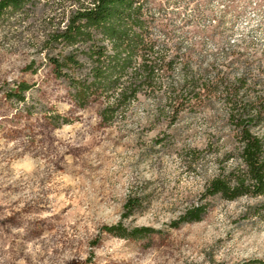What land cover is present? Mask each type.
I'll use <instances>...</instances> for the list:
<instances>
[{
	"label": "clouds",
	"instance_id": "clouds-1",
	"mask_svg": "<svg viewBox=\"0 0 264 264\" xmlns=\"http://www.w3.org/2000/svg\"><path fill=\"white\" fill-rule=\"evenodd\" d=\"M262 164L264 0H0V264H264Z\"/></svg>",
	"mask_w": 264,
	"mask_h": 264
},
{
	"label": "trees",
	"instance_id": "trees-1",
	"mask_svg": "<svg viewBox=\"0 0 264 264\" xmlns=\"http://www.w3.org/2000/svg\"><path fill=\"white\" fill-rule=\"evenodd\" d=\"M121 3H123V0H121ZM107 15L108 12L102 9L101 12L94 17L92 22L100 23L102 18L106 17ZM249 159L255 162V152L252 148L249 149ZM254 175L261 180V187L264 188V164L260 165L259 168L254 167Z\"/></svg>",
	"mask_w": 264,
	"mask_h": 264
}]
</instances>
